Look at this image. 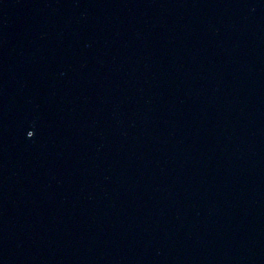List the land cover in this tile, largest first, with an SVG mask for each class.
Returning <instances> with one entry per match:
<instances>
[{
  "label": "water",
  "instance_id": "1",
  "mask_svg": "<svg viewBox=\"0 0 264 264\" xmlns=\"http://www.w3.org/2000/svg\"><path fill=\"white\" fill-rule=\"evenodd\" d=\"M0 264H264V0H0Z\"/></svg>",
  "mask_w": 264,
  "mask_h": 264
}]
</instances>
